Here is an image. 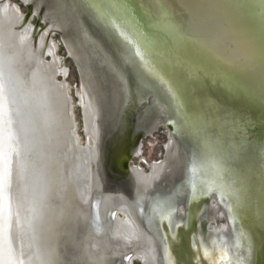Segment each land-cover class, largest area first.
Segmentation results:
<instances>
[{
  "label": "rangeland",
  "instance_id": "rangeland-1",
  "mask_svg": "<svg viewBox=\"0 0 264 264\" xmlns=\"http://www.w3.org/2000/svg\"><path fill=\"white\" fill-rule=\"evenodd\" d=\"M28 7L31 14L25 21ZM38 18L40 23L34 29ZM85 19L96 23V38L89 34ZM111 33L113 35L104 31L95 10L84 0H0V40L6 39L9 47L6 54L4 47L0 48V115L3 120L0 121V138L4 137L7 142V149L0 153V181L4 185L5 206L10 210L8 233L10 228L12 233L16 228L19 230L17 201L31 199L28 194H22V189L36 186L37 179L45 180L40 170L48 169L57 178L63 169L67 172L74 165L78 149L89 148L91 162L87 179L88 184L93 185L92 195L88 203H79L68 216L60 243L61 264H98L97 261L142 264L133 254L137 250L148 252V237L162 247V254L157 248L160 264H247L245 249L234 244L236 230L229 221V209L220 202L216 191L200 192L201 197L194 201V228L187 224L188 211H191L187 191L189 160L198 172H205L195 145L191 157L186 153V150L192 152L197 138L183 124L177 127L175 121L180 123V118L152 93H146L139 102L127 99L128 92L120 93L121 85L114 72L103 63V53L98 46V40L113 42L116 53L121 55L123 47L116 44ZM62 82H66V90ZM136 87L131 86L132 90ZM97 104L101 113L95 119L91 106ZM30 122H34L35 127L32 128ZM70 122H74L73 128ZM118 122L119 126L114 129ZM95 124L103 131L100 135L102 152L107 139L113 136L115 140L125 134L143 137L142 155L130 164L136 169V173H131L132 183L108 180L103 158L96 155V143L87 134L95 129ZM169 125L172 129H167ZM212 131L215 136V130ZM70 132L74 134V146L68 148V142H72ZM249 138L238 134L237 141L245 146V154L251 153L253 157L254 145L251 141L244 143ZM150 175L152 181L147 178ZM63 179L58 177L51 188L52 194L58 197L57 202L46 198L47 208L56 215V223L64 220L66 208ZM17 180H21L20 194L13 191ZM26 189L24 191H29ZM164 199L172 209L169 232L164 224L156 225L155 212ZM32 204H39L37 198H33ZM117 204L129 207L136 228L142 232L135 245L118 244L116 247L109 238L108 230L116 223ZM35 213L37 218L39 212ZM34 218L33 215L31 224ZM119 220L126 222V217L120 216ZM201 224L205 226L204 233L200 231ZM20 241L24 243L21 235ZM13 242L18 248L17 242ZM56 242L58 244L60 238ZM9 244L10 257L16 262H25L28 257L25 246L18 249L20 256L16 258L12 242ZM93 245L97 246L95 250Z\"/></svg>",
  "mask_w": 264,
  "mask_h": 264
},
{
  "label": "water",
  "instance_id": "water-1",
  "mask_svg": "<svg viewBox=\"0 0 264 264\" xmlns=\"http://www.w3.org/2000/svg\"><path fill=\"white\" fill-rule=\"evenodd\" d=\"M84 1L95 10L104 31L110 32V35L113 32L117 38L113 36L116 44L124 48L115 26L99 15L100 10L94 4L88 0ZM109 1L129 19L144 44L154 45L156 51L165 53L173 58V61L187 60L193 62L195 66L210 69V73L204 75L208 84L215 85L219 90L226 88L250 101H255V105L247 109L252 113L251 116L254 117L253 112L264 109V72L248 68L251 63L257 62L258 49L245 39L244 30L247 22L244 25L239 24L243 20L242 11L255 7L258 4L257 0ZM29 7L24 17L25 21L31 14ZM260 9L257 8L256 11L260 12ZM40 20L37 19L34 29L37 28ZM234 42L240 44V56L248 59V65L243 60L239 64L234 63L231 55V51L235 48ZM120 45L118 46L121 47ZM184 84L183 90L187 93L185 101H190L192 95L189 93L193 90L194 101L185 102L182 110L176 107L177 117L181 120L177 125L179 127V124H183L198 140L203 136L191 130L190 125L193 120L190 116L196 115L195 119L200 116L208 120L205 131L212 133V130H215L216 135L211 137V141H215V144L220 146V150L226 149L223 145L228 143L229 158L226 156V159L229 170L234 173L233 177L231 175L229 178L231 181L229 188L233 191V187L236 188L239 196L235 211L233 210L237 220L235 230L238 231L239 239L242 241L241 248H244L247 254V264H264V122L252 117L243 118V112L234 113L231 110L234 104L218 94L212 96L208 92L199 91L192 84L188 85L185 82ZM143 96L141 98H144ZM256 100L260 101L256 102ZM241 108L244 109L246 106ZM182 111L187 112V115H183ZM207 112L209 114H206ZM225 113H228L229 118H233L234 122L238 120L243 124V128L238 127L230 131V136L229 130L223 134L224 131L218 126V118H223ZM196 122L194 124L200 123ZM238 134L250 136L244 143L251 141L250 143L254 145L253 157L250 156L251 153L245 154V146H240V141H237ZM218 142H222L221 145ZM208 143L209 141H204L203 146H207ZM186 153L189 155L190 151L186 150ZM224 183L228 186V179L227 183L225 181ZM231 199L232 197H228V202L232 203ZM223 200L225 201V198ZM224 214L226 216L225 211ZM202 230L205 232L204 226Z\"/></svg>",
  "mask_w": 264,
  "mask_h": 264
},
{
  "label": "bare ground",
  "instance_id": "bare-ground-1",
  "mask_svg": "<svg viewBox=\"0 0 264 264\" xmlns=\"http://www.w3.org/2000/svg\"><path fill=\"white\" fill-rule=\"evenodd\" d=\"M88 1H90L100 10L99 15L105 17L111 23V25L115 26L120 41L124 45V50H122L121 55H118L116 53L117 49L113 42L109 43L104 39H102V42L98 40V46L101 49L104 57L102 60L103 63H105L107 68L114 72L117 81L121 85L120 93L128 92L129 95L127 99H130L131 102H139V100L142 99L141 97L143 94L146 95L147 92H153L157 101L162 99L164 104L166 103L167 106H169L168 109L170 108V111L178 116L177 109L179 107L182 110V106L185 105V102H190L191 100L194 101V90L192 93H189L192 95L193 99L191 98L190 101H185V94H187L183 90V88L185 89V82L188 85L192 84V86H195L199 91L208 92L212 96L218 94L222 98L230 101L234 104V107L232 106L231 110L238 114L243 112V118L252 117L258 121L263 120L264 122L263 108L257 112H253L255 113L253 114L254 117L251 116L252 113L247 110L250 106L255 105V101H250L247 98L238 95L237 93L228 91L226 88L219 90L215 85L212 86L208 84L204 78V75L205 73H210V69L195 66L193 62L187 60L178 62H176L177 60L173 61V58L171 59L169 56L165 55V53L162 54L159 51H156L154 49V45L150 43L144 44L142 41L143 39H141L142 37L136 32L129 19L122 11L117 10V7L113 6L109 0ZM257 2L258 4L255 7L251 8L250 10L242 11L243 20L239 22V24L244 25L247 22L245 28L246 30H244V36L246 37L245 39L252 43L253 47L258 49V51H256L258 53V58H256L257 62L251 63L248 68L250 70L259 69L260 72H264V0H257ZM257 8H261V11L257 12ZM84 22L88 27L87 29L89 34L96 38L95 34L98 35V27L95 25L96 23L93 21L89 22L87 19H85ZM234 45L235 48L233 51H231L232 58H234V63L239 64L243 60L244 62H247L248 65V59L240 56V44L234 42ZM44 64H46V60H44ZM125 67H128L131 72H129ZM2 73L3 72L1 71V74ZM133 84L137 85L134 90L131 88ZM62 86H64V90H66V82H62ZM122 97L124 96L122 95ZM259 101L260 100H256V102ZM163 106L164 105H162V107ZM177 106L178 108H176ZM244 106H246V108L242 109L241 107ZM6 108L7 107L4 106L5 110H7ZM23 110L24 109L20 107V111H22V113ZM182 114L187 115V112L182 111ZM206 114L209 113L207 112ZM70 116H72V114H70ZM70 116H68V118H70ZM195 117L196 115L193 117L190 116V118L193 120V123L190 125L191 130L202 134L203 137L201 138L204 141H209V144L207 146H203L204 141L200 138L197 140V144H192L193 147H191L192 152L189 154L190 157L194 153L193 149L195 145V149L198 152L199 163L203 164L202 167H200L205 169V172L203 174L201 173L202 170L198 172L199 170H196L194 168V164L191 163L192 161L189 160L187 186L192 187L193 189L190 202L197 201L202 195L200 192H205V194H208L211 191H216L220 202L227 210L229 209V221L235 229V223H237V220L234 214V208L237 205L239 196L237 195L238 193L236 192V188L233 187L234 191L229 188L231 183L229 178L231 175L233 177L234 173L229 170L230 167L228 160L226 159V156H229L227 151L228 146H226V143H224L223 146L226 147V149H222L223 151L220 150V146L216 145L215 141H211L213 134L205 131L206 127H208V120L201 118L200 116H197L198 119H195ZM218 120V126L222 129V131H224L223 134H226L225 131L229 130V136L231 135L230 131H233V129L238 127L239 129L243 128V124L238 120L234 122L233 118H229L228 113H225L223 118H218ZM0 121H3L2 115H0ZM196 121L200 122L201 124H194ZM175 123V125L178 127L177 121H175ZM70 124H72L73 128L74 122H70ZM70 134H72V132H70ZM213 139L215 138L213 137ZM222 142H224L223 139ZM222 142L218 143L221 145ZM70 146H74V134H72V142H68V148H70ZM166 148H168V146ZM6 149V140H4V137L0 138V153ZM86 160V151L82 150L81 148L78 149L76 153L75 164L72 168V170L77 171L75 173L77 178L80 169L85 167ZM0 172H2V170H0ZM40 172L41 174L43 173V175H45V180L40 179V182H38V184L36 186L34 185L33 187L26 185L27 189H25H29V191H24L25 189H22V194H28V199L30 196L31 199L28 200V202L27 199L17 201L16 207L19 230L16 228L12 233V228H10V234L7 230V221L10 210L8 205L5 206L4 198L6 196H4L5 194L3 192L4 185L0 181V261L2 260L3 264H6L8 257H10L9 249L11 244L9 243L12 242V246H14L13 241H16L18 245V248L14 246V250H12V252H14V256L18 258V256H20V250L18 249L22 248V246H25L24 249L28 257L25 259V262L22 261L20 263L16 262L15 258L10 257L9 264H61L60 243L64 239V226L68 221L69 214L75 208L74 206V209L71 208L73 200L70 198V201H67V207L64 210V220L61 223H56V215L54 216V214H51L50 209L47 208V204H49V202L46 200V198L51 197L53 203L57 202V195L55 193L52 194L51 192V188L54 186V181H56L57 178L56 176L53 177V174H50L48 169H41ZM80 174H82V172H80ZM84 174H86V172H84ZM201 175H203L205 178H203ZM223 180L228 184V186ZM16 183L14 184L13 191L16 194H20V192H22L19 186L21 180H17ZM74 185L75 183L73 184L72 191L74 197L79 200V198H82V192L80 193L78 190H76ZM10 186H12V182H10ZM8 194H10V188H8ZM228 197H232V203L228 202ZM33 198H37V201H39V204L36 206L35 204H32ZM86 198H88V196H86ZM86 198H84V200H86ZM224 198L227 202L223 200ZM10 200H12V198H10ZM36 211L39 212L37 218L35 213ZM33 215L35 218L32 225L31 219ZM116 220H118V212ZM114 230H120V228H118V226H114ZM235 233L234 244L237 248H241L242 241L239 239V233L238 231H235ZM20 235L23 238L24 243L20 241ZM57 238H60V242L58 244L56 242ZM124 242H126V240H124ZM93 249H96L95 245H93ZM147 259L148 256L145 255L144 260L147 261ZM97 263L102 264L99 261H97ZM93 264L96 263L94 262Z\"/></svg>",
  "mask_w": 264,
  "mask_h": 264
},
{
  "label": "flooded vegetation",
  "instance_id": "flooded-vegetation-1",
  "mask_svg": "<svg viewBox=\"0 0 264 264\" xmlns=\"http://www.w3.org/2000/svg\"><path fill=\"white\" fill-rule=\"evenodd\" d=\"M91 107H92L91 109L94 110L95 112V116H96L95 119H97L101 113L99 104H97V106H91ZM111 113L113 114L114 111ZM29 124L32 128L35 127L34 122L32 123L30 122ZM119 124H120L119 122L116 123V126L114 129H116L119 126ZM157 125L158 124L156 123L155 128L157 127ZM167 129H172V128L169 125ZM101 133H103V131L99 128L98 125L95 124V129L89 131L87 134H90L94 140V143H96V147H95L96 155L99 157V159L103 158V162H104L103 168L107 174L108 180L113 183L117 181L129 180L132 183L131 173H134V172L136 173V169H132L130 164L134 158H137L138 156L142 155L141 149H142L143 137L140 138L136 136L137 138L136 137L133 138L129 134H125V135H121L120 137H117V139L115 140L113 136L111 137V140L107 139L106 146H104L103 148L104 151L102 152L101 151L102 146L100 145V135H102ZM136 147H137V150H136ZM83 149L87 153V160L85 163V167L83 169H80V172H82V174L78 172V178H77L75 176V173L77 171L72 170L74 166L73 165L70 169L67 170V172L65 171V169H63L60 172V175L57 176V178L58 177H61V179L64 178L63 180H61V182L64 183L62 185V188L64 190V193H66L64 202L67 203V201L70 198H72L73 200V204L71 206L72 209H74L79 203L81 204L88 203L92 195L93 185L92 184L89 185L88 184L89 182L87 179V175L90 172L91 149L89 148H83ZM125 164H126V167H125ZM84 172H86V174H84ZM157 172L158 171L156 170V173ZM65 175H66V178H65ZM147 178L150 181H152V175L147 176ZM38 182H39L38 179L35 180L36 185L38 184ZM74 183H75L74 187L76 188V190H78L80 193L82 192V198H79V200L74 197V194L72 191ZM192 190H193L192 187L187 186L189 200L191 199V195L193 194ZM86 196H88V198H86ZM84 198H86V200H84ZM190 208H191V211H188L189 218H188L187 224L191 226L192 228H194V220H193L194 201L190 203ZM116 212H118V220H116L115 221L116 223L108 230V235H109V238L111 239V242L115 244L116 247H119L118 244L129 245L131 243L132 245H135V243L140 240V236L142 235V232L140 230L138 231V229L136 228V222L134 218L130 215L131 211L129 207L124 204H119L117 206ZM155 213L157 215L156 225H158L159 223V226L162 227V225L164 224L165 225L164 229L167 232H169L171 230V225H172V218H171L172 209L167 204L166 199H164V202H161V206L159 207V209H157ZM120 216H125L126 222L120 221L119 220ZM154 220H156V218H154ZM218 220L219 219L216 218L215 221L218 222ZM114 226H118L120 230H114ZM203 226L204 224H201L200 231L202 233H204V231L202 230ZM124 240H126V242H124ZM148 240L150 241V247H149L148 252L143 251V250L142 251L137 250L135 251L133 255H135V258H138L142 264H160L159 255L157 253L158 252L157 248H160V254H162V247L159 246V244L157 243L155 239L148 237ZM145 255L148 256L147 261L144 260Z\"/></svg>",
  "mask_w": 264,
  "mask_h": 264
},
{
  "label": "crops",
  "instance_id": "crops-1",
  "mask_svg": "<svg viewBox=\"0 0 264 264\" xmlns=\"http://www.w3.org/2000/svg\"><path fill=\"white\" fill-rule=\"evenodd\" d=\"M10 40V39H9ZM1 47H4V53L6 54L7 53V51H8V49H9V47H8V45H7V40L5 39H3V41L2 40H0V48ZM0 55H2L1 54V50H0ZM0 61H1V57H0ZM12 63V62H11ZM14 64V63H13ZM39 66V65H38ZM38 66H36V67H38ZM53 81V80H52Z\"/></svg>",
  "mask_w": 264,
  "mask_h": 264
}]
</instances>
